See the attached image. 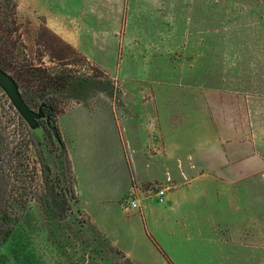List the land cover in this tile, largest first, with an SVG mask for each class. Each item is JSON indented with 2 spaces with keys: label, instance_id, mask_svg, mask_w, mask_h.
Instances as JSON below:
<instances>
[{
  "label": "rangeland",
  "instance_id": "374dc122",
  "mask_svg": "<svg viewBox=\"0 0 264 264\" xmlns=\"http://www.w3.org/2000/svg\"><path fill=\"white\" fill-rule=\"evenodd\" d=\"M13 1L0 0V21L9 20L8 6ZM124 19L130 40L121 55L124 60L105 70L42 24L19 17L16 10V25L2 49L9 66L5 71L17 78L20 92L26 86L34 92L40 88L38 78L30 74L36 67L69 78L66 91L47 88L43 100L35 98L51 109L28 104L44 112L34 129L0 88V136L4 144L9 143L8 149L16 146L14 150L28 157L13 173L6 172L5 160L0 161L1 203L7 213L2 226L11 227L0 242V264H137L96 230L87 200L78 195L73 172L64 176V155L44 137L42 127L57 123L69 109L107 105V96L161 95L164 144L171 141L172 150L187 156L195 172L206 170L204 146L210 143L213 153L219 143L234 142L236 150L228 152L242 155L244 172L264 175V0H124ZM117 99L116 109L124 104ZM53 107L63 111L55 112ZM30 133L33 142L26 150L23 145ZM38 159L48 166L47 184L42 182ZM1 172L7 173L5 177ZM248 184L257 187L243 196V218L251 217L253 230L248 233L252 236L245 233L232 244L228 239L218 262L193 264H264V178ZM51 187L57 199L64 198L63 218L42 213L38 196ZM158 188L164 189L161 202L154 193ZM165 192L163 186L153 185L145 191L132 189L126 196L132 195L137 203L140 196L164 203Z\"/></svg>",
  "mask_w": 264,
  "mask_h": 264
},
{
  "label": "crops",
  "instance_id": "0c3cea01",
  "mask_svg": "<svg viewBox=\"0 0 264 264\" xmlns=\"http://www.w3.org/2000/svg\"><path fill=\"white\" fill-rule=\"evenodd\" d=\"M16 3L19 17L42 24L87 61L105 70L123 62L130 41L124 0ZM162 98L111 95L107 105L72 108L58 117L78 195L87 200L96 230L134 263L169 264L166 257L174 264L218 262L228 239L232 244L245 233L252 236L243 196L256 191L248 183L264 175L244 172L242 155L228 152L236 150L234 142L219 143L213 153L210 143L204 146L206 170L195 172L171 141L164 144ZM116 99L124 103L118 109ZM153 185L166 189L164 203L140 196L137 207L123 208L130 190Z\"/></svg>",
  "mask_w": 264,
  "mask_h": 264
},
{
  "label": "trees",
  "instance_id": "16d2710c",
  "mask_svg": "<svg viewBox=\"0 0 264 264\" xmlns=\"http://www.w3.org/2000/svg\"><path fill=\"white\" fill-rule=\"evenodd\" d=\"M8 7H9L8 12L10 15L9 20L7 22L0 21V67L4 70H8L9 66L6 63L7 61L4 55L5 51H3L2 48L6 46L7 42H9V39L7 38L11 36L12 28L13 26L16 25V1L14 0L12 3H9ZM17 74L18 76L21 75L19 73ZM30 74L38 78L37 87H40V88H36V90H38L39 92L35 91L37 92L35 93L34 91H31L29 87L26 86L25 89L21 91L22 97L24 98L26 103L29 105L39 104L38 106H41L42 108H44V110L51 109V107H49L45 101L39 103L37 102L35 98H38L39 100H43V97L45 96L46 92H48L47 88H52L51 90L54 92L66 91L69 75L60 73L54 76V75H51L50 73H47L46 68L44 67L42 68L36 67L31 70ZM70 77L72 78V75ZM14 79L17 80L15 76H14ZM53 109L55 112L63 111V109H57L56 107H53ZM42 127L44 131V137H47L49 140V143L52 144L53 146L57 144V147H59L61 153L64 155L65 162H66L65 168H64V174H65L64 176H67V172L72 173L71 164H70V160L67 154L65 143L61 137L57 123L53 121L52 123H50V125L44 124ZM52 127H54V129L56 130V134H57L56 137L53 136V133L51 131ZM32 142L33 140H32L31 133H30L27 141L25 142V145H23L24 148L28 150V146L30 145V143L32 144ZM8 144H9L8 142L4 144V138L0 136V161L5 160L6 164L8 165V169H6L7 170L6 172L8 171H11V173L18 172V169L20 168V166L23 165L22 159L23 158L28 159V157H23V155L19 154L20 151L14 150L16 146H12L11 149H8ZM4 151H7L5 152L6 154L5 157L2 155V152ZM38 162L41 166L40 170L42 172V182L44 184H47L48 177L45 174V171L48 170V166L46 165V163H44L40 159H38ZM26 166L28 167V164ZM3 172H5V170H3ZM1 174L2 176L5 177L7 173L3 174L1 172ZM71 178L72 177L69 174L70 182H71ZM1 185L2 184L0 183V188H1ZM52 189L53 188L51 187L49 188V192L46 190L45 194L43 193V195L38 196V201L41 205L42 213L44 214L45 217H49V218H56V217L63 218L66 214L64 202H63L64 198L61 197L60 199H57ZM47 192H48V199H47ZM49 198H50V201H49ZM1 200H2V195L0 194V242L6 239V237L8 236L11 230V227L9 226H5V227L2 226L6 218L5 215L7 213L5 211V208L2 206ZM169 263L172 264L171 261H169Z\"/></svg>",
  "mask_w": 264,
  "mask_h": 264
},
{
  "label": "water",
  "instance_id": "95a60500",
  "mask_svg": "<svg viewBox=\"0 0 264 264\" xmlns=\"http://www.w3.org/2000/svg\"><path fill=\"white\" fill-rule=\"evenodd\" d=\"M0 88L5 92L10 102L17 110L19 115L26 121L31 129L36 128L39 125L38 120L43 118L44 112L42 109H32L22 97L19 86L15 79L4 69L0 67ZM53 136L56 137V130L51 128ZM71 207L77 212L74 201H71Z\"/></svg>",
  "mask_w": 264,
  "mask_h": 264
},
{
  "label": "built area",
  "instance_id": "2783aa9c",
  "mask_svg": "<svg viewBox=\"0 0 264 264\" xmlns=\"http://www.w3.org/2000/svg\"><path fill=\"white\" fill-rule=\"evenodd\" d=\"M154 193L156 194V198L158 201H160V202L163 201V195H164V189L163 188L156 189L154 191ZM122 206L126 210L131 209V208H135L138 206L137 199L132 197V195L126 196L122 200Z\"/></svg>",
  "mask_w": 264,
  "mask_h": 264
}]
</instances>
